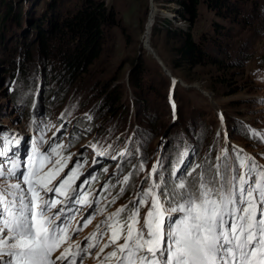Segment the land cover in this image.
<instances>
[{
    "label": "rangeland",
    "instance_id": "374dc122",
    "mask_svg": "<svg viewBox=\"0 0 264 264\" xmlns=\"http://www.w3.org/2000/svg\"><path fill=\"white\" fill-rule=\"evenodd\" d=\"M82 1L0 0V136L5 139V150L9 135L19 138L18 154L23 161L32 144L43 136L53 147L65 146L58 151L64 157L71 156L69 168L76 161H84L80 168L83 175L76 184L97 171L102 174V180L92 189L91 200L106 186L117 192L125 188L123 196L133 192L126 203V198H121L111 204L108 201L113 193L109 190L110 197L96 205L103 213L92 216L82 232H69L74 233L71 243L80 242L81 247L100 221L136 198L143 177L158 160L166 180L170 172L181 167L178 161L184 167L203 164L205 158L219 163L215 158L222 148L229 150V164L235 160L233 149H243L264 165V0L236 2V9L227 16H218L200 4L191 27L178 21L172 11L175 6L163 0H101L114 11L118 26L107 31L99 60L74 83L62 84L53 78L58 71L56 59L41 56L31 27L38 19H48L52 11L61 17L74 12ZM6 6L19 13L20 23H16L14 13L2 21ZM152 10L153 25L158 22L161 26L163 19L168 18L169 26L189 29L196 41L204 43L210 56L225 67L206 63L192 73L172 69L177 41L168 39L162 31L153 35L151 29L147 46L160 59L167 70L164 71L145 45ZM216 26L219 30H215ZM25 52L30 53V58L25 57ZM139 63L142 72L139 88L134 91L130 78ZM106 88L121 97L113 113L103 108ZM61 124L65 127L57 131ZM222 124L226 125L227 139L220 131ZM11 147L14 151L17 148L14 144ZM121 152L131 155L120 158ZM10 155L12 152H7ZM5 160L0 156V161ZM118 162L122 165L119 170ZM141 162L144 171L130 176L129 184H123V177L135 173L134 166ZM143 186L147 188L148 184ZM145 211L141 208V223ZM89 212L85 206L75 221ZM107 239L105 235L101 245ZM56 252L53 260L59 256ZM96 261L94 255H89L83 262Z\"/></svg>",
    "mask_w": 264,
    "mask_h": 264
},
{
    "label": "snow or ice",
    "instance_id": "6c2138e0",
    "mask_svg": "<svg viewBox=\"0 0 264 264\" xmlns=\"http://www.w3.org/2000/svg\"><path fill=\"white\" fill-rule=\"evenodd\" d=\"M220 119L223 122V115ZM64 127L61 124L57 131ZM44 144L47 147L42 148ZM7 145L5 150L0 136V156L6 157L0 161V264H76L77 259L83 264L88 255H94L99 264H264V165L243 149H233L232 164L227 163V148L216 156L219 163L205 158L203 164L184 167L178 161L181 167L170 172L167 180L158 160L129 205L100 221L83 247L80 242L68 243L53 260V253L72 239L74 233L68 230L75 215L86 206L90 212L81 219L90 222L92 216L103 213L96 207L100 201L90 200L82 191L87 179L75 183L83 175L84 161L69 168L71 156L58 151L64 145L53 147L41 136L23 161L19 138L9 135ZM125 155L131 153L121 152L119 157ZM121 166L118 162L117 170ZM134 167L136 172L125 175L123 184L144 171L143 162ZM125 190L121 187L118 195ZM117 198L108 203L114 204ZM141 208L146 209L142 223ZM105 235L108 239L101 245ZM109 247L112 250L105 253ZM93 249L98 250L93 253Z\"/></svg>",
    "mask_w": 264,
    "mask_h": 264
},
{
    "label": "trees",
    "instance_id": "16d2710c",
    "mask_svg": "<svg viewBox=\"0 0 264 264\" xmlns=\"http://www.w3.org/2000/svg\"><path fill=\"white\" fill-rule=\"evenodd\" d=\"M163 1L173 4L175 9L172 11L175 18L178 21L187 23L191 27L197 18L200 4L206 5L207 8L215 11L218 16H227L228 14L231 15V11L236 9V2H241L242 0ZM5 8L6 12L2 15V21L9 19L15 11L11 6H6ZM14 17L16 23H20L19 13H14ZM43 19H38L32 25L31 30L35 32V40L38 44L37 50L41 56L46 60H49L50 57L56 59L58 71H55L53 78L62 84L74 83L79 76L87 72L89 67L99 60L103 52L107 31L111 27L118 26L114 11L109 9L101 0H83L72 13L61 17L52 11L48 19L44 17ZM169 25L170 21L168 18L163 19L161 26L158 22H155L152 33L153 35H157L162 31L168 39L177 41L173 47L172 69L192 73L195 68L204 66L206 63L213 66L225 67L218 59L210 56L203 47L204 43L196 41L189 29L173 28ZM217 29L219 30L218 26H216L215 30ZM53 46L55 49H53ZM29 56L30 53L25 52V57L30 58ZM141 65L140 63L137 64L130 78V85L134 91H137V88H139V75L142 72ZM108 89L106 88L104 93L106 101L103 108H107L108 111L113 113L116 111L115 105L119 104L121 97L120 95L117 96V94H110L107 92ZM100 180H102V174L97 171L92 184H97ZM111 188V190L109 189L113 193L111 195L118 197L116 201L126 198V203L132 197V190L121 197L115 188ZM109 190L106 188V191L103 192L102 202L110 197L108 195ZM106 210L108 211L107 206ZM122 215H126V213Z\"/></svg>",
    "mask_w": 264,
    "mask_h": 264
},
{
    "label": "bare ground",
    "instance_id": "6f19581e",
    "mask_svg": "<svg viewBox=\"0 0 264 264\" xmlns=\"http://www.w3.org/2000/svg\"><path fill=\"white\" fill-rule=\"evenodd\" d=\"M153 18H154V10L151 11L150 16H149V21H148V24H147V31H146V34H145V45L146 46H147V40L149 39L150 31H151L152 26H153V22H152ZM220 131H221V133L223 135L225 134V132H226V125L225 124L221 125Z\"/></svg>",
    "mask_w": 264,
    "mask_h": 264
},
{
    "label": "water",
    "instance_id": "95a60500",
    "mask_svg": "<svg viewBox=\"0 0 264 264\" xmlns=\"http://www.w3.org/2000/svg\"><path fill=\"white\" fill-rule=\"evenodd\" d=\"M149 48V47H148ZM149 51L152 53V55L154 56V58L158 61V63L160 64V66L164 69V71H167L166 68L163 66L162 62L160 61V59L156 56V54L153 52V50L151 48H149ZM168 75V73H166ZM170 76V75H168ZM172 82L175 83L177 82L176 80L172 79Z\"/></svg>",
    "mask_w": 264,
    "mask_h": 264
}]
</instances>
